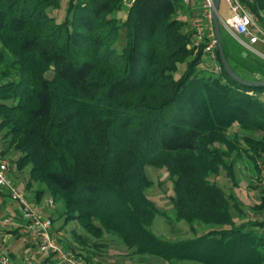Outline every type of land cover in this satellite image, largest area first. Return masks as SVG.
Here are the masks:
<instances>
[{"label": "trees", "instance_id": "trees-1", "mask_svg": "<svg viewBox=\"0 0 264 264\" xmlns=\"http://www.w3.org/2000/svg\"><path fill=\"white\" fill-rule=\"evenodd\" d=\"M182 1L136 0L121 20L124 0H69L60 22L52 10L62 0H0V154L19 151L16 168L31 165L28 190L35 181L47 186L36 200L49 191L63 203L65 224L77 220L89 236L120 238L166 264H264V220L238 225L234 213L244 207L211 180L224 169L236 185L243 153L257 167L264 87L233 79L218 49L221 72L201 67L205 54L176 16ZM241 1L264 12V0ZM148 165L175 181L176 222L193 233L199 221L225 228L178 241L156 235L162 211L147 194ZM263 209L264 197L253 207Z\"/></svg>", "mask_w": 264, "mask_h": 264}, {"label": "rangeland", "instance_id": "rangeland-1", "mask_svg": "<svg viewBox=\"0 0 264 264\" xmlns=\"http://www.w3.org/2000/svg\"><path fill=\"white\" fill-rule=\"evenodd\" d=\"M222 3L220 4V12L221 15L224 16V19L230 18L232 14L230 13L228 3L225 0H221ZM68 2L69 0H62L61 8L52 10V13L56 15L57 19L60 22L65 21L67 17V10H68ZM124 7L121 11L117 12L115 15L120 18L121 20L126 19L129 13V6L128 4L124 3ZM264 12H261V14ZM176 16H179L183 19V21H187L189 16L187 11L183 7V3L179 5L178 11ZM222 28V41L224 42L225 50H235L237 46H242L241 43L233 36H231L224 26ZM186 30V25H185ZM121 35L119 38L118 43L115 45L119 51L124 49L126 40H127V28L125 26L122 27L120 30ZM187 32V30H186ZM246 52H249L255 60H259L260 57L253 54L251 50L244 49ZM203 64L202 68L206 67L207 64L211 62V57L209 55L203 56ZM262 60V59H261ZM230 64L233 69H236L237 73L245 80H253L255 77L252 75L250 71H247L243 67H240L236 61H233L232 58L230 59ZM261 67L260 69L264 68V59L260 61ZM6 68L5 64H0V71L3 68ZM186 65L180 64L179 70L174 76L179 78L181 74L185 72ZM47 76L53 78V72H48ZM260 96V100L264 102V88L258 92ZM236 127L233 128L237 134L245 136L247 132H243L241 129ZM232 132V130H231ZM5 130L0 132V148H4V137ZM259 135V133L257 134ZM20 156L19 151L11 150L7 155V158L11 160L12 163V172H11V180L16 184L19 189L24 192V195L27 197L28 200L32 202H36L35 200V193L40 189H46L47 186L43 183L35 181L33 184V188L29 189L26 187L27 183L31 176V165H28L24 170H18L16 168L15 162L17 161L18 157ZM238 168L236 169V179L238 180L237 184L235 185L234 181L229 178L226 173V170L222 169L219 174L212 175L211 180L215 181L217 185L221 186L225 192L233 195L236 201L244 207L245 214H238L237 212L234 213L235 220L237 224H241L243 222H248L251 220H264V209L262 211L253 210L254 205L257 203L259 204L264 197L263 189H260L257 185V164L256 168L252 165L249 160L246 158L244 153L241 157H238L237 163ZM146 173L153 185L148 189L147 194L151 198L156 206L161 209L162 213L158 214L154 221V226L152 229L154 233L158 236L163 237L165 240L173 241V240H183L186 238H195L200 236L201 233H206L213 228L223 229L225 226H218L217 224H204V222H196L195 229L196 233H193L190 230V223L181 221L176 222L175 215L176 209L173 203V196H174V184L175 181L171 178V175L168 173L166 168L155 167L152 165L146 166ZM52 197L49 191L44 195L41 199L42 203L41 206H47L48 198ZM53 198V197H52ZM55 200V199H54ZM54 208L48 209L45 211L47 214H52V218L54 219V227H56L57 231L63 232V236L61 240L63 241L62 244L66 245L68 249H71L69 245L75 247L80 253L83 254V258L89 257L90 261L93 264H166L162 258H154L150 255H146V258H142L144 256H137L134 254L127 246L122 243L120 238H116L114 236H109L108 234L104 235L101 239H97L94 236L87 235L85 229L80 226L78 221H70L65 224V214L63 213L64 206L63 203H55ZM48 216V215H46ZM10 230H13L11 226H9ZM7 229V230H8ZM77 230L78 233L87 240L86 244H82L81 240L77 239L74 236L73 231ZM58 233V232H57ZM28 236L21 230L20 233L15 234L10 232H2L0 233V256L4 253H8V250L15 251L16 254L19 256L23 252H27L26 245L28 244ZM176 264H200V263H191L181 262Z\"/></svg>", "mask_w": 264, "mask_h": 264}, {"label": "built area", "instance_id": "built-area-1", "mask_svg": "<svg viewBox=\"0 0 264 264\" xmlns=\"http://www.w3.org/2000/svg\"><path fill=\"white\" fill-rule=\"evenodd\" d=\"M136 0H124L129 8L134 7ZM228 4L230 18L224 19L219 10H216V0H183V7L187 11L189 19L186 21L187 33L191 36L192 48L202 49L205 55L211 57L207 64L213 71L221 72L218 62L217 41L214 24L216 13L219 15L221 26L235 37L244 48L251 50L253 54L264 59V14H257L249 5L241 0H225ZM222 3V1H221ZM257 185L264 189V154L257 159ZM12 163L7 156L0 154V189L7 190L11 201L17 203L21 211V217L14 213H8L0 218V229L7 230L9 226L13 230L23 231L29 237L30 247L25 252L22 264H87L86 260L68 249L62 244L61 236L55 232L51 215L46 216L40 212L38 204L28 200L19 187L11 180ZM55 200L48 198L47 206L54 208ZM19 219V220H18ZM0 264H17L10 255H1Z\"/></svg>", "mask_w": 264, "mask_h": 264}, {"label": "crops", "instance_id": "crops-1", "mask_svg": "<svg viewBox=\"0 0 264 264\" xmlns=\"http://www.w3.org/2000/svg\"><path fill=\"white\" fill-rule=\"evenodd\" d=\"M243 45V44H241ZM225 48V47H224ZM236 51L231 50V49H227L225 50L226 56H228V61H230V59L232 58L233 61H236L238 63V65L240 67H243L244 69H246L247 71H250L252 73V75H254V79L253 81H258V80H262L264 78V68L260 69L259 66L261 67L260 61L261 58H259V60H255V58L253 57V55H251L249 52H246L243 46H237L236 47ZM259 57V56H258ZM230 63V62H229ZM3 148H0V151ZM12 172V170H11ZM36 200V197H35ZM34 203L38 204L40 207V212L42 214L45 215H51L52 214H47L45 211H47L48 209L51 208H47L45 205L41 206V202H38L36 200V202L34 201ZM17 203H15L14 201H11L10 197L8 196V191L6 190H0V218H4L7 216L8 213H14L15 215H17L19 217H21V211L18 209ZM19 220V219H18ZM54 225V223H53ZM9 228V227H8ZM7 228V229H8ZM55 232H58L60 234V236H63V232H59L57 231L56 227H55ZM59 230V229H58ZM10 229L8 230H4V229H0V233L2 232H9ZM14 231V230H12ZM11 231V232H12ZM13 233V232H12ZM20 233V231H19ZM18 234V233H17ZM28 244L26 245L27 249L30 247V244H32V242H30L29 237H28ZM2 255H10L13 257V260L17 263V264H22L23 263V258L25 257V252H23L20 256L18 254L15 253L14 249L12 250H8V253H4Z\"/></svg>", "mask_w": 264, "mask_h": 264}, {"label": "water", "instance_id": "water-1", "mask_svg": "<svg viewBox=\"0 0 264 264\" xmlns=\"http://www.w3.org/2000/svg\"><path fill=\"white\" fill-rule=\"evenodd\" d=\"M217 4L216 6V10L218 12L219 10V5L221 4V0H216ZM216 17L214 18V24H215V29H217L216 32V37H217V41L219 42V46H218V50H219V54L220 56H222L221 60L222 63L225 67V69H227L228 74L233 78L236 79L238 81H240V83H243L247 86L249 85H254V87L257 88H263L264 87V78L262 80H258V81H253V80H245L242 77H240V75L237 73L236 70H234L229 61H228V56H226L225 53V48H224V42L222 41V28H221V24H220V20H219V15L218 13L215 14Z\"/></svg>", "mask_w": 264, "mask_h": 264}]
</instances>
